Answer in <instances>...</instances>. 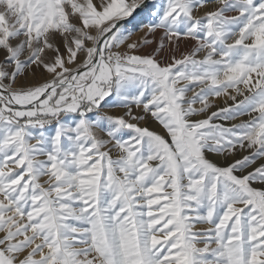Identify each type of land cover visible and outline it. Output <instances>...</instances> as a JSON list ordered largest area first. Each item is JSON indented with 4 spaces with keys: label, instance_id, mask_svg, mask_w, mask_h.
Segmentation results:
<instances>
[{
    "label": "snow or ice",
    "instance_id": "1",
    "mask_svg": "<svg viewBox=\"0 0 264 264\" xmlns=\"http://www.w3.org/2000/svg\"><path fill=\"white\" fill-rule=\"evenodd\" d=\"M0 264H264V0H0Z\"/></svg>",
    "mask_w": 264,
    "mask_h": 264
}]
</instances>
